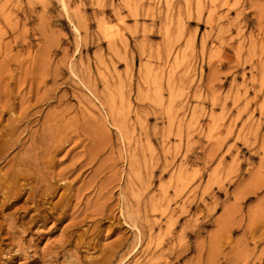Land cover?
I'll use <instances>...</instances> for the list:
<instances>
[{"label": "rangeland", "instance_id": "374dc122", "mask_svg": "<svg viewBox=\"0 0 264 264\" xmlns=\"http://www.w3.org/2000/svg\"><path fill=\"white\" fill-rule=\"evenodd\" d=\"M0 264H264V0H0Z\"/></svg>", "mask_w": 264, "mask_h": 264}, {"label": "bare ground", "instance_id": "6f19581e", "mask_svg": "<svg viewBox=\"0 0 264 264\" xmlns=\"http://www.w3.org/2000/svg\"><path fill=\"white\" fill-rule=\"evenodd\" d=\"M38 262V261H37Z\"/></svg>", "mask_w": 264, "mask_h": 264}]
</instances>
